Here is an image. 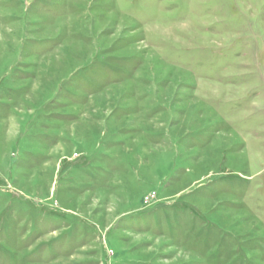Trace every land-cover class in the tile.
<instances>
[{
	"label": "rangeland",
	"instance_id": "obj_1",
	"mask_svg": "<svg viewBox=\"0 0 264 264\" xmlns=\"http://www.w3.org/2000/svg\"><path fill=\"white\" fill-rule=\"evenodd\" d=\"M0 264H264V0H0Z\"/></svg>",
	"mask_w": 264,
	"mask_h": 264
}]
</instances>
